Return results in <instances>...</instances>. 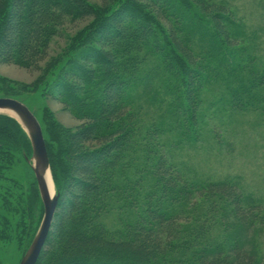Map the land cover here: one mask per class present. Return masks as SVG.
Instances as JSON below:
<instances>
[{
	"label": "trees",
	"instance_id": "1",
	"mask_svg": "<svg viewBox=\"0 0 264 264\" xmlns=\"http://www.w3.org/2000/svg\"><path fill=\"white\" fill-rule=\"evenodd\" d=\"M78 22L88 24L51 57ZM246 39L213 0H0V65L39 73L81 122L54 123L45 139L60 198L37 264H264L263 204L235 180L192 177L173 153L197 142L211 86L224 111L264 112V66ZM18 155H32L29 139L0 114V158Z\"/></svg>",
	"mask_w": 264,
	"mask_h": 264
},
{
	"label": "rangeland",
	"instance_id": "2",
	"mask_svg": "<svg viewBox=\"0 0 264 264\" xmlns=\"http://www.w3.org/2000/svg\"><path fill=\"white\" fill-rule=\"evenodd\" d=\"M213 1L224 4L235 19L242 22L247 39L241 46L258 57L264 66V0ZM87 24H68L63 35L52 43L51 57H61ZM39 76L17 66L0 65V98L12 95V99L24 104L36 116L47 141H50L54 123L74 132L81 122L65 110L51 91L47 92L46 82L38 84ZM219 94L220 87L206 89L202 108L204 122L197 142H184L181 149L174 151L175 162L185 164L192 177L200 180L237 181L245 194L263 204L264 212V112L224 111L221 106L213 105ZM31 157L23 160L18 155L11 162L0 158V264H20L29 247L28 241L32 235L35 237L43 220L44 207ZM35 190L39 202L30 211L27 203ZM119 220L117 212L109 214L105 219L107 228L118 230ZM255 244L259 257L264 259V225L256 228Z\"/></svg>",
	"mask_w": 264,
	"mask_h": 264
},
{
	"label": "water",
	"instance_id": "3",
	"mask_svg": "<svg viewBox=\"0 0 264 264\" xmlns=\"http://www.w3.org/2000/svg\"><path fill=\"white\" fill-rule=\"evenodd\" d=\"M0 114L9 115L20 124L32 148L30 160L44 207V216L20 264H37L52 231L60 195L55 190L43 131L35 115L24 104L12 98H0ZM49 177L54 186L53 195L49 190Z\"/></svg>",
	"mask_w": 264,
	"mask_h": 264
},
{
	"label": "bare ground",
	"instance_id": "4",
	"mask_svg": "<svg viewBox=\"0 0 264 264\" xmlns=\"http://www.w3.org/2000/svg\"><path fill=\"white\" fill-rule=\"evenodd\" d=\"M48 184H49L50 193H51V195H53V193H54V186H53V184H52V182L50 180V177L48 178Z\"/></svg>",
	"mask_w": 264,
	"mask_h": 264
}]
</instances>
